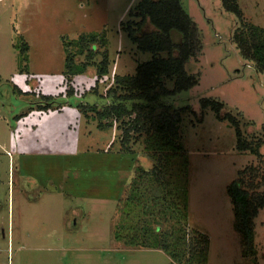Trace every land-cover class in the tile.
I'll return each mask as SVG.
<instances>
[{"label":"rangeland","instance_id":"rangeland-1","mask_svg":"<svg viewBox=\"0 0 264 264\" xmlns=\"http://www.w3.org/2000/svg\"><path fill=\"white\" fill-rule=\"evenodd\" d=\"M140 1L0 0V264H171L156 247L160 230L152 231V217L144 219L149 234L143 240L125 236L127 227L138 233L137 217L155 204L151 192L159 186L144 181L142 170L155 163L161 139L131 133L126 140L130 119H106L100 128L88 110L109 105L105 96L115 76L133 75L152 57L125 30L140 20L133 14ZM181 2L201 35V53L186 66L198 84L169 102L203 115L182 114L184 151L181 157L167 152L173 198L186 212L187 232L209 239L203 264H264V209L254 219L256 257L245 259L227 194L250 166L253 184H264V77L228 37L241 24L264 31V0H238L242 19L226 13L221 0ZM82 36L106 43L92 47L106 49V75H97L99 54L88 60L87 52L78 53ZM69 54L74 73L67 69ZM165 85L172 89L173 81ZM74 98L81 109L71 105ZM201 98L223 103L260 155L239 152L236 128L208 108L201 112ZM243 174L250 181L249 172Z\"/></svg>","mask_w":264,"mask_h":264},{"label":"trees","instance_id":"trees-1","mask_svg":"<svg viewBox=\"0 0 264 264\" xmlns=\"http://www.w3.org/2000/svg\"><path fill=\"white\" fill-rule=\"evenodd\" d=\"M221 6L226 13L234 15L235 19H242L238 0H221ZM133 14L140 20L127 24L125 30L128 37L139 51L148 52L152 57L149 61L138 64L133 75L115 76V86L111 87L105 96L111 98L109 105L102 108L91 106L88 110L94 113L93 119L99 121L100 128L103 127L101 121L106 119H130L123 131V138L126 140L131 133H155L161 139L154 148L156 157H151L155 163L151 164L149 169L142 170L144 181L152 179V183L159 186L158 189L153 188L152 192L156 193L151 192L152 196H157L155 204H151L147 211L146 207L142 216L137 217L140 226L138 233L133 227L126 228V238L138 234L143 240L149 234L144 219L152 217V231L160 230L156 233V247L170 255L171 264H203L209 239L198 232H187L189 224L186 212L180 209L174 200L175 190L171 177L167 176L170 169V157L167 152L171 151L173 157H181L184 151L179 141L178 129L182 114L190 111L196 118L200 117L199 120L203 115L201 113L198 116L191 106L176 108L169 102L179 92L188 91L198 84V77L189 73L186 66L196 61L201 53L200 31L181 0H141ZM232 28L233 31L228 34L230 43L240 58L252 62L255 72L264 77V31L253 25L247 27L246 24L238 25L237 28L232 26L230 30ZM235 30H240V34L235 33ZM103 42V39L100 42L96 36H82L79 39L78 53L87 52L88 60L96 54L101 56L97 64V75L100 77L107 74L108 53L106 49L99 52L92 47L97 43H100L98 46L105 47L106 43ZM71 57L69 54L66 64L68 71L74 73V59ZM83 66L85 68L89 64ZM81 68L83 69L82 66ZM82 69L80 71H83ZM165 80L173 81L172 89L166 87ZM67 92V96L72 97V90ZM44 98L50 101L49 97ZM79 102L74 98L71 105L81 109ZM198 108L201 112L207 108L214 111L219 120H227L236 128V148L239 152L249 151L253 155H260L257 151L259 144L253 147L244 140L238 121L232 114L223 111V103L212 98H201ZM244 172H249L250 181L245 180ZM255 173L256 169L251 166L239 171L238 178L227 187L234 213V228L241 235L243 257L252 261L256 257L254 219L259 211L264 209V184H253ZM133 181L137 182V186L140 184L138 175ZM159 194L161 196H158ZM158 200L163 201V204H158ZM139 201L140 199L138 204ZM115 238H119L117 233Z\"/></svg>","mask_w":264,"mask_h":264},{"label":"flooded vegetation","instance_id":"flooded-vegetation-1","mask_svg":"<svg viewBox=\"0 0 264 264\" xmlns=\"http://www.w3.org/2000/svg\"><path fill=\"white\" fill-rule=\"evenodd\" d=\"M231 44V43H230ZM232 45V44H231ZM253 69H254V66H253ZM260 82H262L263 84L262 85H264V81L262 80V81H260ZM262 88H263V90H264V86H261Z\"/></svg>","mask_w":264,"mask_h":264},{"label":"crops","instance_id":"crops-1","mask_svg":"<svg viewBox=\"0 0 264 264\" xmlns=\"http://www.w3.org/2000/svg\"><path fill=\"white\" fill-rule=\"evenodd\" d=\"M190 16H191V15H190ZM191 17H192V16H191ZM194 18H195V17H194ZM194 18H193V19H194ZM194 20H195V19H194Z\"/></svg>","mask_w":264,"mask_h":264}]
</instances>
